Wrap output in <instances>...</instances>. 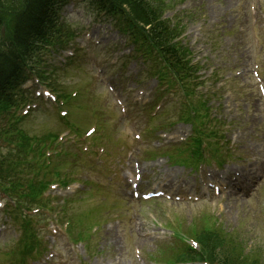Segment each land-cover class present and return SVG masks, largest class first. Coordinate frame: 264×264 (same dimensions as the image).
<instances>
[{
    "label": "rangeland",
    "instance_id": "374dc122",
    "mask_svg": "<svg viewBox=\"0 0 264 264\" xmlns=\"http://www.w3.org/2000/svg\"><path fill=\"white\" fill-rule=\"evenodd\" d=\"M182 2H185L188 8L193 9L192 12L188 14V17L192 21L189 25V30L193 32V36L197 39V42L194 45L197 54L209 63L214 61L216 64H223L225 62V55L234 59L235 57L231 55V53H234V47L232 45L236 43L237 40H233L232 37L228 38L226 45L229 47L225 48V53H222L219 50L216 52L217 56L214 57L215 53L213 52L211 40H209L210 38L206 34V30L207 28H214L218 24L225 22L230 24L229 28H235L234 34H237L238 29L244 31L248 30L249 21L245 14H250L248 7L249 0L243 1L240 4H238V0H183ZM171 3L172 6L166 8V13H168L173 6V8H175L179 4L176 0H172ZM199 6L202 8L199 9ZM201 10L204 11L205 18H202L201 15H196L197 11ZM81 15H84V17H81ZM81 15L77 16L76 14L75 16L76 18H83L84 20L89 18V14L85 13L84 9H82ZM200 26H202L203 29L200 30ZM214 34L215 32H212L209 36L212 37ZM261 35L264 36V30ZM249 46L250 43L244 41L240 52H242L243 55H247L248 59H251L253 54L249 52ZM206 53L208 56L204 57ZM262 54L264 58V51ZM200 90L206 96L209 93L208 87L200 88ZM180 100L183 102V99L180 98L175 100V104H178ZM226 101L227 98L226 95H224L222 110L225 113V118L238 123L240 128H244L245 132L241 136V139L250 144L264 141V121L259 118V112H255L253 107L250 109L247 107L246 110L244 105L240 106L239 110L234 105L227 107ZM210 104H213L212 100H210ZM171 105L172 104H170V108L166 112V116L171 112H173L172 116H175V111L180 109V107L174 108L171 107ZM48 122L49 118L34 121L30 129L32 131L42 130L44 127L48 126ZM250 129L253 130L251 135L246 133V131ZM228 203L229 202L226 199H217L216 205L215 200H209V205L212 208L206 205H194L190 203L172 205L174 209L170 214L175 216V220H181L183 225L187 227L192 224L193 217L196 213L200 210L206 209L214 213L218 220L222 219L224 228L227 231L240 228L242 235L240 238L245 246L251 240L255 243L262 241L264 244V191L263 194L256 195L250 201L235 204L229 213H225L224 209ZM201 206L204 207L200 208ZM165 210H168V207H165ZM165 210L161 205L146 206L143 209L141 207L138 220L145 228L161 224L152 227L150 231L157 227H165L164 222L170 219V215ZM80 232L88 233L87 226L84 225L83 227H77L75 229L73 237L76 240L83 239L79 236ZM110 232L111 229H108V226H106L102 232L95 235L91 234V236L83 242L76 244L77 241L75 243L72 241L69 248V254L71 255L72 253L73 257L77 256L80 260L87 262V264H164L158 261H164L169 254V250L166 251V248H164L155 231L152 233L153 236H149L147 240H142V242H139L136 245L133 244L129 251L122 249L116 251L114 238H110ZM121 245L124 248L127 246V243H124L123 240H121ZM161 245L163 247H160ZM248 245V247L246 246L247 252L251 250L250 244ZM136 250L140 251V257L138 260H136L134 254ZM154 257L156 258V261L154 260ZM0 264H9V260L2 259L0 260Z\"/></svg>",
    "mask_w": 264,
    "mask_h": 264
},
{
    "label": "bare ground",
    "instance_id": "6f19581e",
    "mask_svg": "<svg viewBox=\"0 0 264 264\" xmlns=\"http://www.w3.org/2000/svg\"><path fill=\"white\" fill-rule=\"evenodd\" d=\"M203 189H200V191H202Z\"/></svg>",
    "mask_w": 264,
    "mask_h": 264
}]
</instances>
